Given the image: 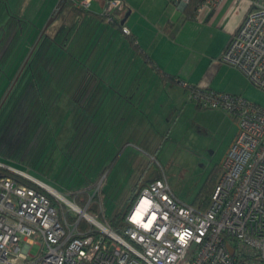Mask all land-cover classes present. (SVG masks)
I'll return each mask as SVG.
<instances>
[{
  "label": "crops",
  "instance_id": "0c3cea01",
  "mask_svg": "<svg viewBox=\"0 0 264 264\" xmlns=\"http://www.w3.org/2000/svg\"><path fill=\"white\" fill-rule=\"evenodd\" d=\"M122 1L125 9L115 22L106 23L100 16L105 0H91L87 9L71 3L60 9L61 0H28L27 5L34 3L36 23L22 33L19 24L10 22L13 16L0 10V20L6 14L0 26V64L7 69L0 74V101L10 87V69L17 70L16 77L40 46L24 86L16 89V106L33 101L30 112L37 108L35 101L42 104L43 131L55 132L62 145L74 142L70 149H79V164L98 165L97 174L108 168V176L129 181L134 191L159 174L157 143L168 129L169 139L183 142L179 155L197 158L203 153L206 164L199 168L201 178L207 177V109L189 102L188 96L192 88L240 91L226 83L229 78L247 83L243 73L220 57L249 11L250 0L202 4L189 18L184 5L173 0ZM20 37L25 40L19 43ZM70 131L76 136L67 137ZM80 148L92 152L83 156ZM89 153L97 157L92 163L85 160Z\"/></svg>",
  "mask_w": 264,
  "mask_h": 264
},
{
  "label": "built area",
  "instance_id": "2783aa9c",
  "mask_svg": "<svg viewBox=\"0 0 264 264\" xmlns=\"http://www.w3.org/2000/svg\"><path fill=\"white\" fill-rule=\"evenodd\" d=\"M70 1L80 9L91 2ZM218 2L205 0L203 5ZM124 9L122 0H105L100 16L113 23ZM121 30L129 35L127 28ZM220 61L264 91V0H250ZM189 99L201 109L224 110L237 128L205 209L177 200L160 168L132 198L120 228L113 229L102 207L104 223L87 212L104 177L81 209L27 173L0 163L77 215L70 222L39 189L0 176V264H264V108L215 91L195 89ZM81 218L89 225L84 231L78 230ZM33 246L38 247L36 254L31 253Z\"/></svg>",
  "mask_w": 264,
  "mask_h": 264
},
{
  "label": "rangeland",
  "instance_id": "374dc122",
  "mask_svg": "<svg viewBox=\"0 0 264 264\" xmlns=\"http://www.w3.org/2000/svg\"><path fill=\"white\" fill-rule=\"evenodd\" d=\"M27 2L28 0H0V10H5L7 14L9 13L11 17L13 16V19L10 17V22L19 24L23 29L21 33L29 31V28L31 27L32 29L33 24L36 23L33 17L34 3L27 5ZM3 16L5 17L6 14H3ZM15 16L19 18L16 19ZM4 17L0 20V26L5 24L3 21ZM4 20L7 21L6 19ZM46 22H50L49 19ZM17 40L20 43L21 40L25 39L20 37ZM15 46L16 48L18 47L17 44ZM2 65L3 63L0 64V74L1 70H7L2 68ZM231 79L229 78L226 83L241 90L234 93L229 91L220 92L240 95L247 101L264 108L263 90L256 88L249 80H246L247 83H245L244 81ZM222 80V76H220L218 82L224 83ZM3 90L4 85L0 83V94ZM188 101L191 102L190 99ZM215 111H221L222 115L217 114ZM22 112L23 109L20 110V113L14 115L16 118L9 120L12 122L11 124L6 123L7 120L3 121L0 118V163L30 174L44 182L45 184L43 185L47 191H49L47 188L52 189L59 196L77 205L78 202L74 201L70 196L71 191L88 190L90 188L88 191L91 196L99 179L104 177V182L95 196L103 205L105 220L112 223L115 214L128 206L131 201L133 186H128L129 181H120L119 179H114L112 175L111 177L110 175L108 176V168L97 174L98 165L79 164L77 158H82L81 156L77 157L79 149H70L72 147L70 145L74 144V142H70L69 139L67 142L69 146L66 144L62 145L59 135L56 137L55 132L53 134L48 130L44 131L43 134L36 132V125L28 124L29 121L27 119L24 120L27 116L23 115ZM236 130L235 123L224 110L207 108V177L209 171H212L219 164ZM167 131L168 129L164 130L160 138L161 141L157 143L160 149L158 150L155 165L162 169L176 197L185 204H194L196 196L201 192L206 182V176L201 178L203 171L202 168H199L200 163L204 167L206 161L202 158L203 153H200L201 158L186 154L179 155L182 148L180 145H183V142L179 145L169 139ZM67 135V137H73L76 136V132L70 131ZM80 150V154H83V156L88 151L92 152L91 149L80 148ZM89 155L91 157L85 158L86 161L92 163L93 159H97V157L93 158L92 153H89ZM78 206L81 209L84 208L83 206ZM63 209L61 208L62 211H64ZM91 215L97 221L104 223L101 217L95 214ZM37 251L38 247L33 246L31 253L36 254Z\"/></svg>",
  "mask_w": 264,
  "mask_h": 264
},
{
  "label": "trees",
  "instance_id": "16d2710c",
  "mask_svg": "<svg viewBox=\"0 0 264 264\" xmlns=\"http://www.w3.org/2000/svg\"><path fill=\"white\" fill-rule=\"evenodd\" d=\"M176 4L180 2V0H173ZM205 0H187L186 4L184 5V9L183 12L184 14L189 18L192 17L194 15V13L200 8V6L204 3ZM69 3H71L70 0H61L60 4H59V8L60 9H64L66 7L69 6ZM72 4V3H71ZM40 47V46H39ZM38 47V48H39ZM38 48L36 47L35 52L31 55V57L28 59L25 67L23 68L22 72L20 73L14 88L11 90L10 94L8 95V97L6 98V100L4 101L2 107L0 108V118L5 121L6 123H12L9 120L16 118V116L14 117V115L16 113H20V110L23 109V115L27 116L24 120H28L29 123L28 124H33L36 125L35 126V130L36 132H40V133H44L43 129H44V114H43V110H42V104H38L37 101H35L36 103L34 104L35 106H37L35 111H30L32 112V114L30 112H28V107L29 105H32L33 101H28V99H25L22 101L21 104H19L18 106H16L17 104V97L19 96V94H17L18 92L16 91L17 88H19L20 86H24V78L26 76H28V73L30 71V65L31 62L34 60V57L36 56L37 52H38ZM15 68L10 69V73L7 75V86H9L12 81L15 78V74H16ZM9 83V84H8ZM6 86V84H5ZM195 89H191V91H194ZM15 95V96H14ZM26 97V96H25ZM14 98V99H13ZM2 99V98H1ZM14 105V106H13ZM198 106V105H197ZM15 107V108H14ZM18 107V108H17ZM199 107V106H198ZM14 108V109H13ZM200 108V107H199ZM30 113V114H29ZM29 126V125H28ZM220 175V167L219 164L216 165V167L208 174V177H206V182L204 183L201 192L196 196L194 204H192L193 206L197 207L198 209H205L208 205L209 199H210V195L212 192V189L218 179ZM0 176L1 177H10L13 178L14 180L23 183L27 186L30 187H35L37 189H39V191H41L42 193H44L51 201L52 205H54L55 207H57L59 214L61 215L62 213H65L67 219L70 222H73L76 220L77 215L72 214L71 212L66 211V209L62 206L60 207V205L58 204V202L45 190L40 189L38 187H36L33 183H31L30 181L21 178L20 176H18L17 174L8 171L7 169L4 168H0ZM149 182L147 183H142L140 188L147 185ZM140 188H137L136 190H134L132 192V198L137 194V192L139 191ZM90 189V188H89ZM88 189V190H89ZM86 189H82V190H78V191H73L71 193V197L74 199V201L78 202V205L83 206L86 204V202L89 199V191ZM131 198V200H132ZM77 205V204H76ZM77 205V206H78ZM100 207H102L103 209V205L100 201L97 200V197L94 195L91 199V202L87 208L88 213L90 214H95L99 217H101V213H100ZM127 207V206H126ZM126 207L122 210H120L118 213L115 214L114 219L112 221V223H110V226L113 229H118L121 226V219H122V213L124 212V210L126 209ZM61 208H64L62 211ZM104 210V209H103ZM89 228V225L85 222L84 219H81L78 222V230L79 231H84L86 229Z\"/></svg>",
  "mask_w": 264,
  "mask_h": 264
},
{
  "label": "water",
  "instance_id": "95a60500",
  "mask_svg": "<svg viewBox=\"0 0 264 264\" xmlns=\"http://www.w3.org/2000/svg\"><path fill=\"white\" fill-rule=\"evenodd\" d=\"M42 32L44 33V32H45V29H44ZM33 49H34V48H33ZM33 49H32V50H33ZM32 50H31V52H32ZM29 56H30V54H29ZM29 56H27L25 62L23 63L22 67H21L20 70H19V73L16 75V77H15L14 80L12 81V83H11V85H10V87H9V89H8V91H7V93L5 94L4 98H3L2 101L0 102V108L2 107L4 101L6 100L8 94L10 93V91H11V89H12V87H13L14 84L16 83V81H17V79H18L20 73L22 72L23 68L25 67V65H26V63H27V60H28ZM154 178H156V176H154ZM154 178H153V179H154ZM153 179H150L149 181H152ZM144 183H145V182H144ZM123 214H124V212L122 213V216H123ZM228 250H229L230 254L233 253V250H232L231 248L228 247Z\"/></svg>",
  "mask_w": 264,
  "mask_h": 264
},
{
  "label": "bare ground",
  "instance_id": "6f19581e",
  "mask_svg": "<svg viewBox=\"0 0 264 264\" xmlns=\"http://www.w3.org/2000/svg\"><path fill=\"white\" fill-rule=\"evenodd\" d=\"M49 191H51V192H53V193H55L52 189H49V188H47Z\"/></svg>",
  "mask_w": 264,
  "mask_h": 264
}]
</instances>
